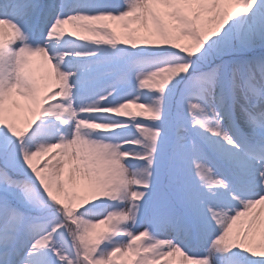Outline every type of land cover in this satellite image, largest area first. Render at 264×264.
<instances>
[{
  "label": "snow or ice",
  "instance_id": "1",
  "mask_svg": "<svg viewBox=\"0 0 264 264\" xmlns=\"http://www.w3.org/2000/svg\"><path fill=\"white\" fill-rule=\"evenodd\" d=\"M0 264H264V0H0Z\"/></svg>",
  "mask_w": 264,
  "mask_h": 264
}]
</instances>
